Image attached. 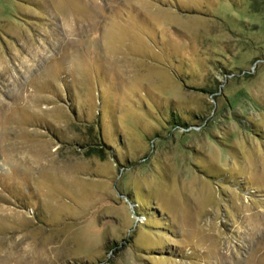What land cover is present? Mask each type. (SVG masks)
<instances>
[{
	"label": "rangeland",
	"instance_id": "1",
	"mask_svg": "<svg viewBox=\"0 0 264 264\" xmlns=\"http://www.w3.org/2000/svg\"><path fill=\"white\" fill-rule=\"evenodd\" d=\"M0 264H264V0H0Z\"/></svg>",
	"mask_w": 264,
	"mask_h": 264
},
{
	"label": "trees",
	"instance_id": "2",
	"mask_svg": "<svg viewBox=\"0 0 264 264\" xmlns=\"http://www.w3.org/2000/svg\"><path fill=\"white\" fill-rule=\"evenodd\" d=\"M176 125L177 126H179V125L189 126V125H186L185 123H182L181 121L180 122H177Z\"/></svg>",
	"mask_w": 264,
	"mask_h": 264
}]
</instances>
